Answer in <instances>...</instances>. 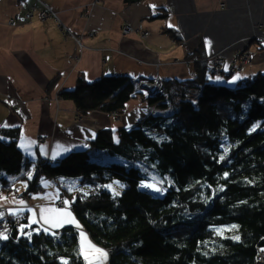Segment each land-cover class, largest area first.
I'll use <instances>...</instances> for the list:
<instances>
[{
    "label": "trees",
    "instance_id": "1",
    "mask_svg": "<svg viewBox=\"0 0 264 264\" xmlns=\"http://www.w3.org/2000/svg\"><path fill=\"white\" fill-rule=\"evenodd\" d=\"M165 32L181 40L175 29ZM191 57L197 76L166 79L164 95L144 92L140 80L126 74L91 81L80 75L75 87L60 90L81 114H114L138 95L164 110L115 133L99 130L88 147L57 160L30 158L19 145L20 127L0 128V195L21 172H33L23 176L28 195L41 191L46 179L89 185L87 193L80 187L71 208L91 239L110 250L109 264H258L264 251V72L236 85L217 83L210 71L227 80L233 72H216L203 43ZM94 151L114 161L94 160ZM117 179L126 187L115 195L106 183ZM149 179L165 190L146 192L141 182ZM21 217L22 228L0 236V264H88L77 227L39 230Z\"/></svg>",
    "mask_w": 264,
    "mask_h": 264
},
{
    "label": "crops",
    "instance_id": "2",
    "mask_svg": "<svg viewBox=\"0 0 264 264\" xmlns=\"http://www.w3.org/2000/svg\"><path fill=\"white\" fill-rule=\"evenodd\" d=\"M43 5L57 17L26 18ZM11 19L18 22L14 27ZM126 27L131 31L124 32ZM200 43L206 57L222 53L226 67L239 50L250 55L228 80L210 71L217 83L236 85L264 72V0H0V128L20 127L19 145L30 158L57 160L88 147L99 130L132 127L156 109L138 95L117 117L98 110L81 114L60 90L75 87L80 75L90 81L112 74L140 81L194 78L198 67L191 56ZM27 174L14 178L22 180L18 189L2 191L0 205L25 214V224L39 230L77 227L86 262L108 264L107 250L91 239L71 208L83 189L67 186V178L46 179L41 191L28 195ZM62 199L65 208L58 205Z\"/></svg>",
    "mask_w": 264,
    "mask_h": 264
},
{
    "label": "built area",
    "instance_id": "3",
    "mask_svg": "<svg viewBox=\"0 0 264 264\" xmlns=\"http://www.w3.org/2000/svg\"><path fill=\"white\" fill-rule=\"evenodd\" d=\"M21 2L25 0H20ZM41 1V0H38ZM42 3V2H41ZM43 4V3H42ZM43 9L39 10L37 12L28 11L26 12V18L29 20H32L33 18H37L41 21H45L47 18H56L57 12H55L53 9L49 8L47 5H43ZM16 19H11L10 25L15 26L17 25ZM129 28H125L124 32H128ZM78 42L81 41V38L78 37ZM209 61L210 64H212L214 70L216 72H219L221 70H225L227 72H235L237 70H240L241 66L248 63L250 61V55L249 53L245 52L244 50H239L236 54V58L233 60V64L229 65V67L225 66V56L222 53H218L213 56H208L206 61ZM140 89H144L147 93L150 91H157L159 94L164 95V88H163V81L160 77H155V79H144L141 80L139 83ZM113 115L119 116V112H114ZM146 181H142L141 185L144 187ZM62 206L64 205V201L60 200L58 202ZM22 218L19 215H13L11 214L6 208L1 207L0 208V236L2 234L6 233L7 231L11 230L13 227L22 228L24 222H22ZM258 264H264V251H259L258 256Z\"/></svg>",
    "mask_w": 264,
    "mask_h": 264
},
{
    "label": "rangeland",
    "instance_id": "4",
    "mask_svg": "<svg viewBox=\"0 0 264 264\" xmlns=\"http://www.w3.org/2000/svg\"><path fill=\"white\" fill-rule=\"evenodd\" d=\"M126 28H129V31H131V29H132V27H126ZM125 29V28H124ZM154 107H155V109H156V112H162L164 109H162L160 106H158V105H153ZM155 112V113H156ZM117 117V116H116ZM93 155V159L95 160V159H97V160H99V161H101V162H103V163H105V162H110V161H114V158L110 155V154H108L106 151H94V153L92 154ZM24 173H28L27 175H29V173L30 172H21V174H12L11 176H10V179L12 180V183H11V186H14V189L16 188V189H18V185H19V183H21V181L19 180V181H17V180H14V178L15 177H21V175H23ZM61 179H63V178H67L68 179V182H70L69 184H68V182H67V186H70V187H72V185L74 186V184L75 185H77V187H85L84 189H85V191H82V192H88L92 187H90L89 185H81V184H79L78 183V181L74 178V179H71V178H68V177H60ZM45 181V180H44ZM15 184H16V187H15ZM0 186H1V181H0ZM125 185H124V183L121 181V180H119V179H117V180H112V181H109L108 183H106V189H108L110 192H112L113 194H115V195H117V194H121L124 190H125ZM14 189H11V190H14ZM165 189H163L162 187H161V189H160V191L159 192H157V193H160V192H162V191H164ZM16 191V190H15ZM79 193H75V195L73 196V197H75L76 195H78ZM72 196V195H71ZM26 199H27V197H25ZM63 201H64V205L62 206L61 204H59L58 203V205L60 206V207H63V208H65V206H66V200L65 199H62ZM1 207H3V208H6V210H8V208L6 207V206H4V205H0V208ZM24 225V224H23ZM38 229V228H37ZM84 241V246H88V244L90 243V240H87V239H84L83 240ZM107 253H108V255H109V257H110V250L108 251L107 250ZM84 256V255H83ZM85 258V257H84ZM110 262V261H109ZM109 262H108V264H109Z\"/></svg>",
    "mask_w": 264,
    "mask_h": 264
},
{
    "label": "water",
    "instance_id": "5",
    "mask_svg": "<svg viewBox=\"0 0 264 264\" xmlns=\"http://www.w3.org/2000/svg\"><path fill=\"white\" fill-rule=\"evenodd\" d=\"M149 94H150V95H153V96H156V95H158L159 93L155 90V91H150ZM149 182H152V183L158 184V183H156L154 180H151V179H149V180L146 181V183H149ZM146 183H145V184H146ZM158 185L161 186V184H158ZM146 186H147V184L144 185V187H143V189H144L146 192H148V193H152V194H157V193L153 192L152 190L148 189ZM161 187H162V186H161Z\"/></svg>",
    "mask_w": 264,
    "mask_h": 264
},
{
    "label": "bare ground",
    "instance_id": "6",
    "mask_svg": "<svg viewBox=\"0 0 264 264\" xmlns=\"http://www.w3.org/2000/svg\"><path fill=\"white\" fill-rule=\"evenodd\" d=\"M147 184V188L152 190L153 192H159L160 189H161V186H159L158 184H155V183H152V182H149V183H146ZM15 215V214H13ZM22 220H23V217H21Z\"/></svg>",
    "mask_w": 264,
    "mask_h": 264
}]
</instances>
